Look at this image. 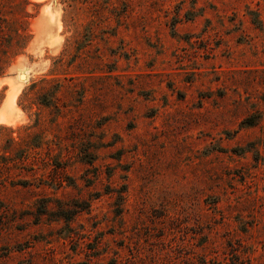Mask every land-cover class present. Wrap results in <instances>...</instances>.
Returning a JSON list of instances; mask_svg holds the SVG:
<instances>
[{"label":"rangeland","instance_id":"obj_1","mask_svg":"<svg viewBox=\"0 0 264 264\" xmlns=\"http://www.w3.org/2000/svg\"><path fill=\"white\" fill-rule=\"evenodd\" d=\"M0 264H264V0H0Z\"/></svg>","mask_w":264,"mask_h":264},{"label":"trees","instance_id":"obj_2","mask_svg":"<svg viewBox=\"0 0 264 264\" xmlns=\"http://www.w3.org/2000/svg\"><path fill=\"white\" fill-rule=\"evenodd\" d=\"M252 123H253L252 116H250V122H249V124L251 125ZM122 192H123V190L120 191V193H122ZM119 195H121V194H119Z\"/></svg>","mask_w":264,"mask_h":264},{"label":"bare ground","instance_id":"obj_3","mask_svg":"<svg viewBox=\"0 0 264 264\" xmlns=\"http://www.w3.org/2000/svg\"><path fill=\"white\" fill-rule=\"evenodd\" d=\"M17 75H18V73H17ZM26 77V76H25ZM18 79V78H17Z\"/></svg>","mask_w":264,"mask_h":264}]
</instances>
